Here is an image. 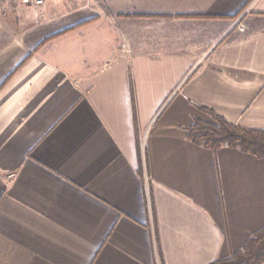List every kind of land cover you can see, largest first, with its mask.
Here are the masks:
<instances>
[{"label":"crops","instance_id":"0c3cea01","mask_svg":"<svg viewBox=\"0 0 264 264\" xmlns=\"http://www.w3.org/2000/svg\"><path fill=\"white\" fill-rule=\"evenodd\" d=\"M103 2L0 7V264L230 259L264 230V158L188 130L264 131V0Z\"/></svg>","mask_w":264,"mask_h":264},{"label":"trees","instance_id":"16d2710c","mask_svg":"<svg viewBox=\"0 0 264 264\" xmlns=\"http://www.w3.org/2000/svg\"><path fill=\"white\" fill-rule=\"evenodd\" d=\"M90 22L91 21L83 23L78 27L84 26ZM211 116L213 122L206 123L196 120L194 125L188 130V139L191 142L212 150L228 146L233 149H239L244 153L254 155L258 158H264V131L246 129L228 123L226 120L213 113H211ZM263 263L264 230L252 236L243 252L233 255L230 259L221 260L213 264Z\"/></svg>","mask_w":264,"mask_h":264},{"label":"rangeland","instance_id":"374dc122","mask_svg":"<svg viewBox=\"0 0 264 264\" xmlns=\"http://www.w3.org/2000/svg\"><path fill=\"white\" fill-rule=\"evenodd\" d=\"M98 4L100 6H104L103 0H47L44 6L37 8L24 6L20 0H0V7H2V9L6 10L7 12H14V14L16 13V10L26 11L22 16L23 20L26 22H31L30 19L33 18L30 17L34 16L35 23L45 20V15L43 13L45 10H47V8L49 11H52L54 16L56 14L80 10V8L92 7Z\"/></svg>","mask_w":264,"mask_h":264},{"label":"built area","instance_id":"2783aa9c","mask_svg":"<svg viewBox=\"0 0 264 264\" xmlns=\"http://www.w3.org/2000/svg\"><path fill=\"white\" fill-rule=\"evenodd\" d=\"M47 0H20L24 6L28 7H42L45 5Z\"/></svg>","mask_w":264,"mask_h":264}]
</instances>
